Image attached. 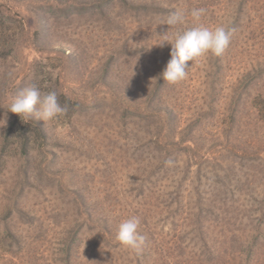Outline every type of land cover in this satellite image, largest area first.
<instances>
[{
	"label": "rangeland",
	"instance_id": "374dc122",
	"mask_svg": "<svg viewBox=\"0 0 264 264\" xmlns=\"http://www.w3.org/2000/svg\"><path fill=\"white\" fill-rule=\"evenodd\" d=\"M177 9L185 22L167 25ZM0 12V264L264 259V0H0ZM196 23L230 43L169 83L171 44L158 43ZM31 85L67 111L8 110ZM133 215L140 253L116 239Z\"/></svg>",
	"mask_w": 264,
	"mask_h": 264
},
{
	"label": "clouds",
	"instance_id": "9594fccd",
	"mask_svg": "<svg viewBox=\"0 0 264 264\" xmlns=\"http://www.w3.org/2000/svg\"><path fill=\"white\" fill-rule=\"evenodd\" d=\"M207 12L206 8H195L191 11L194 21H200ZM185 22V14L177 9L172 12L166 24L176 26ZM231 30L224 26L211 28L202 23H196L193 27L177 32L172 38L165 37L159 45L164 42L171 44L170 60L163 69L161 75L169 83H178L187 78L188 61L201 57L206 53L221 55L230 43ZM8 110L18 114L21 119L24 116L35 117L37 120L48 121L64 114L67 109L58 101L55 91L42 94L38 87L31 85L19 91L9 102ZM7 125V118L0 119V126ZM173 159H168L166 164L174 166ZM141 218L133 215L122 220L117 227L116 239L124 246L135 250L137 253L143 251L147 243V238L139 231Z\"/></svg>",
	"mask_w": 264,
	"mask_h": 264
},
{
	"label": "trees",
	"instance_id": "16d2710c",
	"mask_svg": "<svg viewBox=\"0 0 264 264\" xmlns=\"http://www.w3.org/2000/svg\"><path fill=\"white\" fill-rule=\"evenodd\" d=\"M1 14V12H0ZM231 34H233V32H231ZM227 48V47H226ZM63 97L67 100H72L71 97H69L67 94H63ZM105 223H106V220H105ZM217 253L218 255H216L213 259H212V263L213 264H244L241 263L240 261L237 263L236 262V258H234L231 254H229L228 251L226 250H221V249H218L217 250ZM156 263H157V260H156ZM155 264V263H154ZM245 264H264V259L261 258V262H259V260L253 262V263H247L245 262Z\"/></svg>",
	"mask_w": 264,
	"mask_h": 264
}]
</instances>
